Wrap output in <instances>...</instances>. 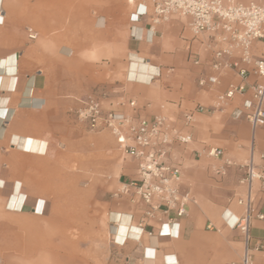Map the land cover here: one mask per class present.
<instances>
[{"label": "crops", "instance_id": "crops-1", "mask_svg": "<svg viewBox=\"0 0 264 264\" xmlns=\"http://www.w3.org/2000/svg\"><path fill=\"white\" fill-rule=\"evenodd\" d=\"M125 14L123 0H0V213L40 214L46 203L41 197L54 190V168L68 174L76 149L82 153L80 165L91 168L92 139L79 132L68 111L97 94L106 111L166 117L172 127L192 137L190 144H175L167 162L181 167L182 187L193 200L187 217L170 221L172 237H159L157 222H149L153 229L141 226L146 207L132 194L105 204L109 248L99 263L232 264L235 236L246 246L244 234L232 228L245 214V207L238 204L246 194L240 184L244 165L251 161L261 165L264 155V125L254 129L245 118L230 116L251 92L237 97L223 112L196 114L186 126L185 112L213 105L230 84L241 82L234 70H213L210 39L195 37L188 18H174L170 26L171 21L163 23L154 35L142 32L147 37L129 54L127 81L109 83L121 76L126 63L125 37L131 24L123 23ZM179 19L187 22L185 30L193 38L182 37L185 44L177 41L172 49L171 38L182 25ZM259 50L264 52V46H257L256 55ZM135 58L145 64H137ZM202 75L216 76L218 84L201 88ZM254 80L251 76L247 83ZM96 86L100 91L93 92ZM131 101L136 102L135 109ZM94 143L100 154L109 150L123 155L111 134L94 138ZM211 147L222 148L224 158L196 160ZM130 160L121 166L114 159L108 167L101 154L98 173L115 174L117 181L99 188L110 191L137 178L136 163ZM227 161L233 164L227 166ZM218 168H224L225 175L217 174ZM14 194L26 196L21 211L8 209ZM259 214L264 215V187L256 183L249 242L254 264H264V220L257 218Z\"/></svg>", "mask_w": 264, "mask_h": 264}, {"label": "built area", "instance_id": "built-area-1", "mask_svg": "<svg viewBox=\"0 0 264 264\" xmlns=\"http://www.w3.org/2000/svg\"><path fill=\"white\" fill-rule=\"evenodd\" d=\"M174 18H188L195 37L208 36L213 51L211 66L215 72L231 69L241 78L240 83H232L220 93L213 105L198 106L185 112L183 119L186 126L192 124L196 114L223 112L237 97H243L248 92H251V98L246 99L241 108L233 109L230 116L235 120L245 118L254 129L263 126L264 52L259 50L260 54L256 55L255 51L258 45L264 46V0H139L129 19L130 51L135 52L138 44L146 39L142 32L154 35L155 28ZM228 58L236 60L229 62ZM251 76L255 80L249 84L247 80ZM216 84V76L202 75L198 79L201 88ZM130 106L135 109L136 102L131 101ZM71 114L91 132L108 131L122 153L136 163L137 178L122 182L121 188L112 197L136 196L146 207L141 226L153 229L149 222H157L158 236L172 237L170 221L187 217L188 206L193 200L190 192L182 187L181 167L169 164L167 158L175 144H190L192 137L172 127L166 117L146 119L135 113L106 111L103 99L97 94L79 100L78 105L71 109ZM207 155L221 159L225 152L222 148L211 147ZM261 158V165L252 161L244 165L240 180L246 194L238 204L245 207V214L232 227L240 230L245 237L246 248L239 264H254L249 249L250 220L254 185L260 183L264 187V155ZM232 164L226 162L227 166ZM216 173L225 175V169L218 168ZM257 218L264 220V215L259 214ZM208 229H213V225L209 224ZM149 235H153V230Z\"/></svg>", "mask_w": 264, "mask_h": 264}, {"label": "rangeland", "instance_id": "rangeland-1", "mask_svg": "<svg viewBox=\"0 0 264 264\" xmlns=\"http://www.w3.org/2000/svg\"><path fill=\"white\" fill-rule=\"evenodd\" d=\"M138 2L139 0H134L130 3L129 0H123L126 14L121 16V19L126 25ZM178 21L182 25L177 37L171 38L172 49H174V43L177 41H181L183 45L185 44L182 41V37L188 40L193 38V34L189 30L187 32L185 30L187 22L183 19ZM174 22L173 20L167 25L170 26ZM129 42L130 31L127 30L124 49L126 63L122 67L120 77L108 80L111 84L121 85L127 81L128 67L130 65L129 54L133 53L130 51ZM81 81L83 82V80ZM92 90L93 92L100 91L99 86L92 88ZM68 115L74 120L76 125H79V132L83 136L92 139L90 143L92 166L91 168H86L80 165L78 158L82 156V153L76 149L74 152V167L73 169H68V174H64L60 169L54 168V190L47 192L41 197L46 202L42 213L38 214L30 211L27 214L0 213L1 264H56L54 252L51 251L52 243L60 244L61 240L50 236L53 235V230L54 235H56L58 230H61V224L69 210L74 224L69 227L66 234L70 240H79L80 243L76 252L78 258L75 257L74 264H100L99 262L105 259V253H107L109 248V219L104 205L110 204L114 199L118 198L112 197V194L117 192L121 185L111 187L110 191L99 188L102 184L116 183L117 175L98 173L99 168L102 167V163L98 159L101 154L106 155L108 167L109 162H113L114 159L121 166H125L131 160L124 154H120V152L113 153L108 150L106 153L103 154L101 152L100 154V151L95 150L94 138L110 133L108 131L91 132L85 124L75 119L71 114V109L68 111ZM201 157L215 159L207 155V150L198 153L196 160ZM53 220L54 228L52 226ZM208 224L206 225L207 227ZM30 237H33V239H30ZM240 238L242 237L235 236V261L232 264H239L245 252L246 246ZM36 240L39 245L36 246L35 251L27 252L26 249L23 250L28 243ZM19 242L23 247L20 250H16ZM238 242L243 244L240 245ZM63 251L59 250L58 253L62 254ZM22 255H25L26 258L22 259Z\"/></svg>", "mask_w": 264, "mask_h": 264}, {"label": "bare ground", "instance_id": "bare-ground-1", "mask_svg": "<svg viewBox=\"0 0 264 264\" xmlns=\"http://www.w3.org/2000/svg\"><path fill=\"white\" fill-rule=\"evenodd\" d=\"M133 1L134 0H129V2H133ZM132 54H134V53H132ZM133 56H135V55H133ZM134 62H136L137 64H140V65L145 64V63H142V61L140 59L138 60L136 58L134 59ZM17 191H18V189H17ZM25 204H26V196L24 194H19V195L14 194L9 200V204H8L9 208L8 209L12 210V211H17V210L21 211L24 208ZM43 209H44V207H43ZM40 213H42V212H40ZM72 218L73 217L70 214V210L67 211V214H65V218L63 219V223L61 224V230H58L56 235H54V230H53L52 231L53 235L50 236L51 238H54V239L58 238L61 240L60 244L59 243L56 244L55 242H54V244L52 243L51 251L54 252V261L56 264H74L75 257L78 258V256H77L78 254H76V252H77V248L80 244L79 240H70V238H68L67 234H66L69 227H71V225L74 224V221ZM118 221H119V219H118ZM52 224H53L52 226L54 228V220L52 221ZM124 224H125V221H124ZM17 238H19V237H17ZM30 239H33V237H30ZM118 239L120 241L124 240L121 236H119ZM18 241H19V239H18ZM37 245H39V242L36 240L34 242L28 243V245L25 246L23 250L26 249L27 252H33L36 250ZM22 247L23 246L19 242L18 245L16 246V250H20V249H22ZM59 250H64V251L62 254H60V253H58ZM21 257H22V259L26 258L25 255L24 256L22 255ZM17 258H19V257H17ZM0 261H1V259H0Z\"/></svg>", "mask_w": 264, "mask_h": 264}]
</instances>
